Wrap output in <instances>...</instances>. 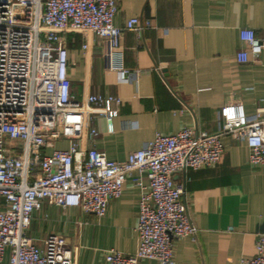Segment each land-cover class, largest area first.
Here are the masks:
<instances>
[{"label": "crops", "instance_id": "1", "mask_svg": "<svg viewBox=\"0 0 264 264\" xmlns=\"http://www.w3.org/2000/svg\"><path fill=\"white\" fill-rule=\"evenodd\" d=\"M113 22L130 17L149 19L142 33L123 30L121 66L132 72L121 81L108 66L109 48L97 36L64 34L72 97L88 109L86 127L97 135L79 140L108 158L124 160L157 133L172 134L184 127L214 133L218 111L241 103L247 115L264 107V51L259 59L240 64L241 27L264 39V0H116ZM88 43V48L82 46ZM115 95L113 104L95 107L89 94ZM110 110L112 131L100 113ZM224 151L212 166L187 168L174 176L184 181V201L197 237L174 241V264H236L252 257L255 241L264 233V167L248 162L245 140L222 137ZM67 139L49 140L46 152L65 149ZM140 189L128 177L121 195L98 218L78 207L42 201L33 213L27 234L38 245L51 234L62 236L74 264H104L109 249L134 252ZM139 264H158L142 259Z\"/></svg>", "mask_w": 264, "mask_h": 264}, {"label": "built area", "instance_id": "2", "mask_svg": "<svg viewBox=\"0 0 264 264\" xmlns=\"http://www.w3.org/2000/svg\"><path fill=\"white\" fill-rule=\"evenodd\" d=\"M117 9L116 0H0V264H74L62 236L48 235L41 245L29 237L33 213L46 201L100 218L128 177L140 189L138 245L131 253L109 249L104 264H139L142 259L174 264V241L197 237L184 201V181L174 176L217 163L225 135L245 140L248 162L264 167V107L247 115L241 103L219 109L214 133L190 127L157 133L124 160L80 145L97 130L86 127L88 109L70 93L64 34L75 31L106 40L109 68L121 81L128 80L132 72L121 66L122 32L142 33L153 25L130 17L117 26ZM239 39L248 49H239L236 61L259 59L264 39L248 27L239 29ZM86 102L105 109L121 99L94 93ZM104 109L100 113L112 131L111 111ZM61 139L69 141L67 148L45 151L49 140ZM236 264H264V233L255 241L254 255Z\"/></svg>", "mask_w": 264, "mask_h": 264}]
</instances>
